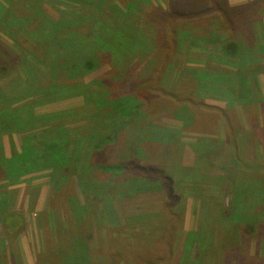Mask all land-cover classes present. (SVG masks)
<instances>
[{"label": "rangeland", "instance_id": "obj_1", "mask_svg": "<svg viewBox=\"0 0 264 264\" xmlns=\"http://www.w3.org/2000/svg\"><path fill=\"white\" fill-rule=\"evenodd\" d=\"M90 20L117 44L116 68L86 38ZM85 56L99 67L87 72ZM58 59L63 72L50 78L45 64ZM263 61L264 0H0V94L18 84L2 107L73 111L0 130V156L20 152L30 133L40 145L61 126L74 128L65 150L75 156L61 170L0 176V264H136L138 256L191 264L186 248L203 249L199 264H264ZM28 75L34 89L24 91ZM106 96L144 108L112 146L84 156L97 136L115 137L118 126L91 123ZM97 160L124 170L93 178ZM221 208L230 209L226 220ZM11 214L19 222L8 238ZM128 220V233H116Z\"/></svg>", "mask_w": 264, "mask_h": 264}, {"label": "trees", "instance_id": "obj_2", "mask_svg": "<svg viewBox=\"0 0 264 264\" xmlns=\"http://www.w3.org/2000/svg\"><path fill=\"white\" fill-rule=\"evenodd\" d=\"M79 19L80 18H77V21L80 23ZM84 23L85 22H83L82 24ZM88 23L89 24L87 25L86 28H89V30H88L86 38L90 42L94 43L95 49L98 52L96 55L98 56V54L102 52L104 54H109V57H108L109 62L113 68H116V63H115L116 56L115 55L117 52H119L117 49V44H113L114 41L108 38V35L107 37H105L104 34H100L99 32H96V29L98 28L102 29L103 27L107 31L108 28H106V24H101L93 20H90ZM68 27L70 26L68 25ZM126 33L131 35L133 43L135 44L137 42V45L139 47L142 44L146 43L144 40L139 39L136 34L132 32H126ZM102 38H105L106 41H103ZM69 40L71 41V39ZM62 43H63L62 40L55 41V43L53 44V48L60 49ZM109 43H112V44H109ZM106 45H109V46L106 47ZM231 46H234V47L230 48ZM237 48L238 47L235 43L234 44L229 43L227 45V52L229 53L230 56L235 57ZM126 58L130 59L131 57L126 56ZM45 66L46 67L44 68V71L45 73H47V75H50V78L53 72H56L59 74L60 72H63L62 69L64 68V65L60 62L59 59L54 63L45 64ZM83 67L87 70V72H89V71H93L97 69L99 65L98 63H96L94 59L86 58L85 56V60L83 61ZM27 73H30V71H28ZM243 80L245 81L243 89L246 92H248L247 89H250L251 86L249 82H248V86L246 85L247 80L245 78ZM17 83L21 84V81ZM22 85H23L24 91L28 89L29 90L34 89L33 87L34 83L30 81L29 75H28V78L26 77V79L24 80V84L22 82ZM51 87H52L51 85H48V89ZM16 88H18V84H16L7 95L0 94V130L1 131H3L5 127L22 128V130H25L28 128H34V123L45 121V120L49 121L52 124V123H56L57 119L59 118L62 119L63 117H67L73 113V111H67V112L54 113L51 115L37 116L24 107H21V108L19 107L17 109H14V107H12L11 105L8 107H5V106L2 107L6 98H8V96H10V94H12ZM53 88L58 90L59 86L54 85ZM96 93H98L97 90L90 91L89 93L85 92V94L88 96L87 97L88 102L90 101V99H92V96L95 95ZM105 100L107 101H104L99 109V113H98L99 119H95L96 117H92L91 123L99 124L103 122L105 124H109V125L111 124V125L118 126L115 128V133H114L115 137L111 138L109 135L97 136L95 138L97 140L93 143L91 150L89 148L82 150L84 156H86V154L88 152L90 153L91 151H93V153L99 152V151L104 152L106 146L108 145L112 146V144L116 142L117 135L122 130H124L123 127H127L129 124H132L135 120H137L141 109L144 108L143 106L144 103L136 102L134 101V99L130 100V99H127L126 97L125 99H123V102L122 101L119 102V100L117 99L116 100L111 99L108 96H106ZM97 102H99L98 98L97 100L94 99L95 105H97ZM104 109H107V110L104 111ZM29 130H32V129H29ZM73 131H74V128L69 129L64 126H61V128H53L51 132L48 131V134L51 135L50 138L43 140L40 145H39V141H37V134L30 133L26 135L20 152H17V151L14 152V154L9 158L4 157L3 155L0 156V176L6 180L19 181L21 177L29 173L36 172L41 169L54 168L51 170H55V169L61 170V168L65 164L67 163L69 164L75 158V156L69 155L67 151L65 150L66 144L68 145V148L70 147V143L68 144V139L72 136ZM60 138H64L66 142H62ZM36 142L38 143V145ZM176 165H179V163H176ZM122 169L124 170V168L119 167L118 164L100 161V160L95 161V163H91V166L89 168L93 178H95L94 175L95 173L97 174L98 171L103 175H109V174L112 175L111 173L122 171ZM183 169L184 171L188 170L187 168H183ZM174 175H175L174 173H172L171 171H168L166 179L168 183L170 184V188H173L172 185H173ZM79 176H80L79 178L81 179L82 175H79ZM100 182H107V181H100ZM170 188H169V191L172 192ZM120 203L122 204L124 208L123 202H120ZM122 206H121V212L123 213ZM81 209H85L87 211L89 210L87 207H81ZM221 210H222L221 211L222 215L226 214L225 217L223 216L224 220H226V218H229L230 209H227L225 212H223L224 211L223 208H221ZM124 216L126 217V213H124ZM3 221H4V224H3L4 233L6 234V237L9 238L11 234L9 231V227L16 226V224L19 222V218L17 215L11 214V215L6 216ZM219 221L222 222L221 216H220ZM129 222L130 220L124 221V226L119 228L115 232L120 233L122 235H125L126 233H128V230L130 228ZM187 235L198 236L197 234H192V232L187 233ZM190 250H188L187 248L185 249L184 256L186 257H183V259H188L187 261L191 264H199V258L203 256L202 254L203 249L197 250L195 256L194 255L192 256V253H189ZM197 256H199V258H197ZM157 258L160 259L161 257H157ZM165 260L167 259L161 258L159 262H157V264ZM134 262L136 264L138 263L155 264L153 263L154 262L153 260L146 258L144 256H138L134 260Z\"/></svg>", "mask_w": 264, "mask_h": 264}]
</instances>
